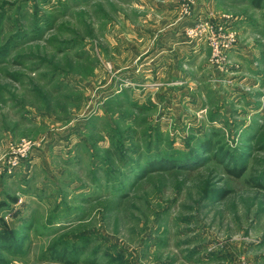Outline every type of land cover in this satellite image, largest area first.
Listing matches in <instances>:
<instances>
[{"label":"rangeland","instance_id":"obj_1","mask_svg":"<svg viewBox=\"0 0 264 264\" xmlns=\"http://www.w3.org/2000/svg\"><path fill=\"white\" fill-rule=\"evenodd\" d=\"M201 1L0 0V264H264V0Z\"/></svg>","mask_w":264,"mask_h":264},{"label":"crops","instance_id":"obj_2","mask_svg":"<svg viewBox=\"0 0 264 264\" xmlns=\"http://www.w3.org/2000/svg\"><path fill=\"white\" fill-rule=\"evenodd\" d=\"M199 1H200V0H199ZM202 1H203V2H202ZM202 1H201V3H203V4H198V6H197V7H198V8H197V10H198L197 13H199V14H200V13H205V7H206V6H207V7L210 6L209 3H207V0H202ZM205 1H206V3H205ZM211 1H212V0H210V3H211ZM205 4H206V5H205ZM207 7H206V8H207ZM170 12H174V13H176V10H174V11H170ZM174 13H173V14H174Z\"/></svg>","mask_w":264,"mask_h":264},{"label":"trees","instance_id":"obj_3","mask_svg":"<svg viewBox=\"0 0 264 264\" xmlns=\"http://www.w3.org/2000/svg\"><path fill=\"white\" fill-rule=\"evenodd\" d=\"M237 177H241L242 176V172H238L236 173Z\"/></svg>","mask_w":264,"mask_h":264},{"label":"built area","instance_id":"obj_4","mask_svg":"<svg viewBox=\"0 0 264 264\" xmlns=\"http://www.w3.org/2000/svg\"><path fill=\"white\" fill-rule=\"evenodd\" d=\"M231 41V40H230ZM229 47V43H227L226 44V48H228ZM219 50H218V47L216 48V52H218Z\"/></svg>","mask_w":264,"mask_h":264}]
</instances>
